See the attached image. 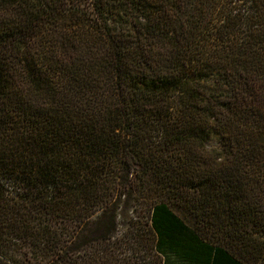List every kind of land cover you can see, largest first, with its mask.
I'll return each mask as SVG.
<instances>
[{
    "label": "trees",
    "instance_id": "1",
    "mask_svg": "<svg viewBox=\"0 0 264 264\" xmlns=\"http://www.w3.org/2000/svg\"><path fill=\"white\" fill-rule=\"evenodd\" d=\"M0 264H264V0H0Z\"/></svg>",
    "mask_w": 264,
    "mask_h": 264
},
{
    "label": "rangeland",
    "instance_id": "2",
    "mask_svg": "<svg viewBox=\"0 0 264 264\" xmlns=\"http://www.w3.org/2000/svg\"><path fill=\"white\" fill-rule=\"evenodd\" d=\"M213 147L217 146V142L213 141L211 144ZM148 213L146 211H142V212H137L136 210H132V209H127V210H121L120 211V224H119V228H118V233L121 235L124 232H128L132 235V232L134 231V226L130 225L129 223L131 221H138L139 218H141L142 221L147 220L148 218ZM129 247L131 251H135L134 253L142 259H146V260H153V256L151 253H149L148 251H146L145 248L138 246L137 244H134V246L131 245V243H129ZM154 259L159 260V258H157V256L154 254Z\"/></svg>",
    "mask_w": 264,
    "mask_h": 264
}]
</instances>
